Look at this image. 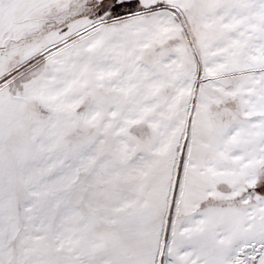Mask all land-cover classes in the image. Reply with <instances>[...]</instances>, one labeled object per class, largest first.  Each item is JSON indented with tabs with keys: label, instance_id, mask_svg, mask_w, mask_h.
<instances>
[{
	"label": "snow or ice",
	"instance_id": "snow-or-ice-1",
	"mask_svg": "<svg viewBox=\"0 0 264 264\" xmlns=\"http://www.w3.org/2000/svg\"><path fill=\"white\" fill-rule=\"evenodd\" d=\"M0 264H264V0H0Z\"/></svg>",
	"mask_w": 264,
	"mask_h": 264
}]
</instances>
